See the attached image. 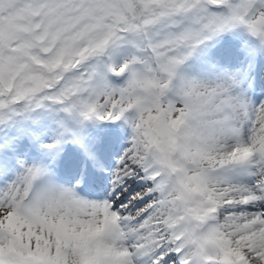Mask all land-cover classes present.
I'll return each mask as SVG.
<instances>
[{
  "label": "snow or ice",
  "instance_id": "1",
  "mask_svg": "<svg viewBox=\"0 0 264 264\" xmlns=\"http://www.w3.org/2000/svg\"><path fill=\"white\" fill-rule=\"evenodd\" d=\"M0 264H264V0H0Z\"/></svg>",
  "mask_w": 264,
  "mask_h": 264
}]
</instances>
